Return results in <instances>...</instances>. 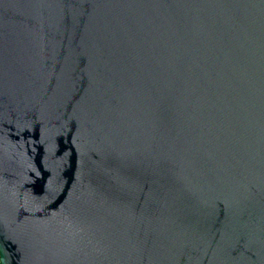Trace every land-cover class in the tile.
I'll use <instances>...</instances> for the list:
<instances>
[{
	"label": "water",
	"instance_id": "water-1",
	"mask_svg": "<svg viewBox=\"0 0 264 264\" xmlns=\"http://www.w3.org/2000/svg\"><path fill=\"white\" fill-rule=\"evenodd\" d=\"M0 264H264V0H0Z\"/></svg>",
	"mask_w": 264,
	"mask_h": 264
}]
</instances>
